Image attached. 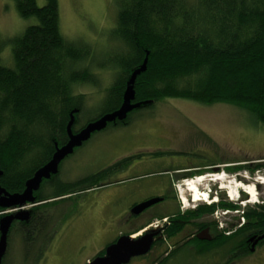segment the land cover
Here are the masks:
<instances>
[{
	"label": "trees",
	"instance_id": "16d2710c",
	"mask_svg": "<svg viewBox=\"0 0 264 264\" xmlns=\"http://www.w3.org/2000/svg\"><path fill=\"white\" fill-rule=\"evenodd\" d=\"M44 1L38 6L35 0H8L20 18L33 20L10 40L11 66L0 57V187L9 194L22 193L71 135L105 116L113 115L102 130L128 125L136 112L166 98L234 105L264 127V0H119L111 29L119 49L101 63H95L89 42L61 32L58 1ZM99 70L109 71L111 80L100 98L92 99L79 88H98ZM93 105L98 112L87 117ZM170 153L158 150L153 157ZM109 170L72 182L51 173L32 191L30 203L60 204L67 195L98 187ZM51 184L54 190L47 192ZM6 210L0 206V219ZM15 222L0 264L7 259ZM34 239L24 236L26 256Z\"/></svg>",
	"mask_w": 264,
	"mask_h": 264
},
{
	"label": "rangeland",
	"instance_id": "374dc122",
	"mask_svg": "<svg viewBox=\"0 0 264 264\" xmlns=\"http://www.w3.org/2000/svg\"><path fill=\"white\" fill-rule=\"evenodd\" d=\"M35 1L38 6L45 3L44 0ZM57 1L61 32L70 40L89 42L94 48L95 63L103 62L110 53L119 49L111 36L119 0ZM4 2L8 3V0H0V42L5 41V44L0 43V57L4 65L11 66L10 40L20 35L33 20L20 18L13 3H8L2 8ZM108 72L98 71V88L83 85L79 90L87 93L92 99L100 98L101 91L111 80V74ZM154 105V109L136 112L133 122L128 125L108 127L91 133L84 141L64 148L59 156L63 158L58 160L56 172L51 174L59 175L60 182H72L93 174L118 159L136 154L144 156L134 158L133 168L136 169L129 173L116 174L108 180L110 184L72 193L60 204L41 202L40 205L32 207L31 203L26 202L20 209H14L10 214L12 217L5 219L3 224L5 227L8 221V226L16 221L9 234L8 256L4 264H88L98 253L106 250L118 235L124 233L127 227L119 223L122 214L132 202H138L153 194L152 183L159 180L165 181L166 185L174 183L172 188L181 201L180 206L184 204L185 208L189 209L195 202L188 204L183 201L181 190L187 188L190 179L176 180L178 175L189 170L177 171L175 168L180 166L191 169L192 166L202 168L218 163L221 170L213 172V178L219 174L223 179L235 180L231 182L234 189L237 183L245 190L247 186L253 185L256 188L254 199L258 201L260 195L263 198L264 167L238 170L243 176L241 179H235L236 174L225 169L226 166L242 164V167H245L249 162L264 161V127L252 116L234 105L225 103L208 106L180 98H166ZM97 112L98 108L93 105L86 116L91 117ZM60 148L58 153L62 150ZM158 150L172 153L153 157ZM139 160L141 162H138ZM161 168L171 169L169 173L156 178L151 175L137 176L142 172H158ZM203 175L206 173L203 172L200 176ZM32 181L28 184L31 185L34 182ZM206 183L205 178L199 189H206ZM156 185L158 188L159 184ZM48 187L47 192H50L54 190L55 184ZM239 192L245 194L241 189ZM24 193L27 194V191ZM25 194L9 195L0 187V201L3 203L18 202ZM186 194H189V191H185V196ZM223 196L227 198L225 194ZM17 213H24L22 217H26V220L17 221ZM225 220L221 219L223 224L226 223ZM161 222L153 221V224L161 226ZM141 225L142 229L139 228L133 233L136 238L150 229L146 224ZM27 234L35 238V245L31 254L26 256L25 249L27 251L28 247H25L23 239ZM145 258L133 257L128 264L144 263ZM191 263L179 254L167 264ZM261 264H264V260Z\"/></svg>",
	"mask_w": 264,
	"mask_h": 264
},
{
	"label": "flooded vegetation",
	"instance_id": "af4514ba",
	"mask_svg": "<svg viewBox=\"0 0 264 264\" xmlns=\"http://www.w3.org/2000/svg\"><path fill=\"white\" fill-rule=\"evenodd\" d=\"M8 3L12 4V2ZM8 3H2V8ZM141 156L144 155L136 154V156L125 157L133 159L130 162L126 161L124 164L119 165L118 163H121V160L125 158L118 159L98 169L97 171L109 168L108 172L110 175L107 179L100 182V185L96 188L110 184L108 180L116 174L129 173L131 170L136 169L133 168L135 167L133 166L134 158H140ZM138 162L141 161L139 160ZM256 163H264V161L249 162L245 165L251 168L256 167V165H253ZM243 168L242 164H240V166H226L225 169L229 173L236 174L234 178L237 179L238 177H243L237 172ZM259 168L257 167V169ZM167 169L161 168L158 172H142L137 176L151 175L156 178L169 173L171 168ZM175 169L177 171L189 170L178 175L176 180L187 178L192 180L196 176L202 175L203 172L206 173L209 180L206 183V189L209 192L208 199L212 203L207 204L205 201L195 202L193 206L191 205L187 209L184 204L182 207L180 206L181 202L178 195L172 188L174 183L170 182V185H166L165 181L161 180L152 183L153 186H151L154 193L145 199L138 200V202H132L119 220V223L127 228L124 233L118 235V238L121 235H132L141 224L149 226L150 229L147 233L151 232L154 234L151 250L147 254L140 256L141 258L146 257V261L141 264H167L173 260L174 256L176 257L179 254L185 256L188 261L192 262L191 264H261V261L264 260V236L260 237L264 234V196L262 198L260 195L258 201L255 200L256 202H253L249 194L246 196L245 192H243L245 194H242L238 190L236 198L232 199L233 197L228 195L227 190L223 188L235 180L231 181L224 178L221 183L219 179L216 181V178H213V172L221 170L218 163L208 164L202 168L192 166L191 169H187V167L180 166ZM175 169L173 168V170ZM156 183L159 184L158 188ZM233 184L235 185V183ZM224 194L227 198L223 196ZM154 197H161L162 199L149 206V208L138 212V214L132 212L133 207L138 205V203ZM191 200L190 194H186V202L190 204ZM225 204L226 208H222L221 205ZM174 207L177 209L174 210ZM250 210H259V214L252 217L248 215ZM222 218L226 219L225 224L221 221ZM153 221H162L161 226L153 224ZM140 257L137 258L140 259Z\"/></svg>",
	"mask_w": 264,
	"mask_h": 264
},
{
	"label": "water",
	"instance_id": "95a60500",
	"mask_svg": "<svg viewBox=\"0 0 264 264\" xmlns=\"http://www.w3.org/2000/svg\"><path fill=\"white\" fill-rule=\"evenodd\" d=\"M130 93H131L130 90H128L126 92V95H129ZM125 108H126V106H124L123 109L118 113V115H117L118 117H120V118L122 117ZM112 116L102 117L101 120L96 121L95 123H91L86 128L82 129V131H80L79 134L71 135L70 140H69L70 142L67 145L62 146L60 148L62 150H60L59 153L57 150L55 152L56 154L49 161V163L46 166L39 169L35 173L34 177L30 178L26 182V189L22 193H18L19 195L25 194L24 192L27 191V194H25L23 197H20L21 199L18 202L13 201V202H10V204H7L8 202L3 203L0 201V206L4 207L6 209H20L23 205L26 204V202L30 203L32 191L37 190L39 188V183L42 181V179L43 178L48 179V178H50L51 173L56 172L55 171L56 166H57L56 163L58 162V160H60V158L61 159L63 158V156H61V157H59V156L62 154V151L64 150V148H69L71 145L73 146L76 143H80L81 141H84L94 131L102 130V128L105 126L106 122L112 120ZM83 134H84V136H83ZM82 136H83V138H82ZM54 157L56 159L54 160V162H52ZM38 173H39V175H38ZM30 180L34 181V182L32 181L33 183L31 182L32 183L31 185L28 184V182ZM18 194H13V195H18ZM9 195H12V194H9ZM161 199H162L161 197L160 198L154 197V198H150L149 200L140 202V203H138V205L133 207L132 212L134 214H138V212H141L144 209L149 208V206L159 202ZM24 213H22V215L20 213H17L16 214L17 220L25 221L26 217H24V218L22 217L23 215H25ZM10 214H12V213H8V215H6L0 219V232H1V235H0V260L4 254L5 249H6V243H7L6 242V236L8 233L7 230L10 226V225L8 226L9 221L7 222V225L5 227L3 226V224H4L5 219H10L9 217H12ZM11 220H14V219H11ZM263 236H264V234L261 235L260 237H263ZM153 240H154V234L151 232L150 233L145 232L144 234L139 235L138 238L132 237L130 235L129 236L121 235V236H119V238L115 242H113V243L109 244V246H107L103 255H97L95 258L91 259V261L88 262V264H128V263H130L131 258L140 257V256L147 254L151 250V245L153 243Z\"/></svg>",
	"mask_w": 264,
	"mask_h": 264
},
{
	"label": "bare ground",
	"instance_id": "6f19581e",
	"mask_svg": "<svg viewBox=\"0 0 264 264\" xmlns=\"http://www.w3.org/2000/svg\"><path fill=\"white\" fill-rule=\"evenodd\" d=\"M206 177H208V175L207 176H204L203 175L202 177H200V178H198L196 180H192V182H190L189 184H187V188H185L184 190H181L182 191L183 201H186L185 191L186 192L189 191V192L193 193L192 196H191L192 197V200H191L192 202H203V200L206 199L207 194L204 193L203 196H202L200 194L199 190H198V187L201 185V183L205 180ZM215 178L216 179H219V180L223 179L222 178V175H219V174ZM238 188H242L241 187V184H239V183L236 184V188L235 189L232 188L233 191H231V195H230V196L233 197L232 199L236 198V195L238 194V190H239ZM246 190L248 191V193L250 195L251 201L254 202L255 201L254 198H255V195H256V188L253 185H250V186H247L246 187Z\"/></svg>",
	"mask_w": 264,
	"mask_h": 264
}]
</instances>
